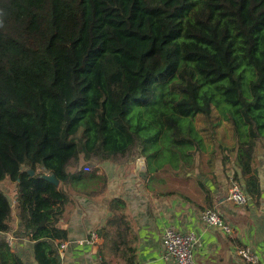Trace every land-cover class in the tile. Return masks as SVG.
<instances>
[{
  "label": "trees",
  "instance_id": "16d2710c",
  "mask_svg": "<svg viewBox=\"0 0 264 264\" xmlns=\"http://www.w3.org/2000/svg\"><path fill=\"white\" fill-rule=\"evenodd\" d=\"M214 111L234 140L220 164L259 197L264 0H0V181L16 202L0 189V233L15 210L34 262L60 264L67 186L102 195L94 166L104 161L142 158L150 180H189L206 151L211 169L216 152L199 131L214 135ZM126 210L121 198L108 203L95 230L100 264H138ZM0 264H22L6 239Z\"/></svg>",
  "mask_w": 264,
  "mask_h": 264
},
{
  "label": "crops",
  "instance_id": "0c3cea01",
  "mask_svg": "<svg viewBox=\"0 0 264 264\" xmlns=\"http://www.w3.org/2000/svg\"><path fill=\"white\" fill-rule=\"evenodd\" d=\"M208 161L207 158L205 162L201 161L194 171L190 178L194 179V185L190 186L188 195L158 189L141 170L144 166L142 158L129 165L111 161L96 164L94 167L103 171L107 180L102 195L90 198L85 194V189L73 191L66 187L70 201L63 212L60 227L66 230L67 240L61 242L66 246L58 250L60 264H100L97 246L101 240L95 230L103 226L110 216L108 203L113 198H121L127 205L126 213L137 236L138 264H176L163 257L161 236L168 226H174L180 233L193 232L196 235L192 248L194 264H248L236 254L239 248L244 247L258 257L257 264H264L263 152L260 150L256 159L260 195L248 197L245 205L225 200L232 179L229 167L224 170L222 165L215 162L210 169ZM90 167L92 170L93 167ZM9 188L10 191L6 187L2 190L8 200L11 199L13 207L16 203L15 188ZM204 210L216 211L223 225L229 228V233L224 234L222 228L200 221L199 214ZM13 213L11 230L0 233V239L7 240L22 264H36L33 260V242L24 236L17 213L15 210ZM92 235L96 236V240L91 241Z\"/></svg>",
  "mask_w": 264,
  "mask_h": 264
},
{
  "label": "built area",
  "instance_id": "2783aa9c",
  "mask_svg": "<svg viewBox=\"0 0 264 264\" xmlns=\"http://www.w3.org/2000/svg\"><path fill=\"white\" fill-rule=\"evenodd\" d=\"M85 171H90L91 167H85ZM225 200L236 205H245L249 198L244 194L242 189L232 179L230 180ZM200 221L209 226L222 228L224 234L229 233V228L223 225L219 214L214 210H204L199 214ZM162 246L164 248V258L174 261L176 264H194L192 258V248L196 243V235L193 232L180 233L174 226L165 227L162 231ZM96 240V236H91V241ZM90 241V243H91ZM82 244V242H79ZM88 243V242H87ZM61 245V246H60ZM65 243H60L59 248H64ZM236 254L248 264H257L258 257L247 248H239Z\"/></svg>",
  "mask_w": 264,
  "mask_h": 264
},
{
  "label": "rangeland",
  "instance_id": "374dc122",
  "mask_svg": "<svg viewBox=\"0 0 264 264\" xmlns=\"http://www.w3.org/2000/svg\"><path fill=\"white\" fill-rule=\"evenodd\" d=\"M214 113L215 115H218L215 111ZM215 122L217 123V126L214 129L213 136H209L208 134L201 132V131H199V133L202 135L204 139V146L208 148L209 151L212 149L215 150L216 155L214 157V161L217 164L218 163L220 164L219 160L223 157L225 153L221 151L219 148L223 146L224 147L233 146L234 140L231 137V131H230V128L227 122H225L219 115L215 119ZM201 124H202L201 121L195 122V126L197 127V129L200 128ZM206 158L210 159V156H209V153L205 151L201 157L202 163L205 162ZM151 183H154L156 187L160 189L161 191H165V192L174 191L181 195H186V194L188 195V193H190L189 192V189L191 188L190 186H192V184L194 185V179L192 178L189 180H184L182 177H180V179H175L172 176L162 173L159 175V177L155 178L154 180H151ZM7 184H12V182H10L7 178L0 181V189L2 190L6 187L7 191H10L9 187L12 188L13 185H10V186L8 185L9 187H7ZM9 194L10 193H8V195Z\"/></svg>",
  "mask_w": 264,
  "mask_h": 264
},
{
  "label": "water",
  "instance_id": "95a60500",
  "mask_svg": "<svg viewBox=\"0 0 264 264\" xmlns=\"http://www.w3.org/2000/svg\"><path fill=\"white\" fill-rule=\"evenodd\" d=\"M141 170L144 171L145 170V167L142 166L141 167ZM29 174L30 175H33V172L32 171H29ZM42 178L44 180H46L47 182L52 183L55 186H58L59 185L58 181L56 180V178L53 175H49V176L48 175H44V176H42Z\"/></svg>",
  "mask_w": 264,
  "mask_h": 264
}]
</instances>
